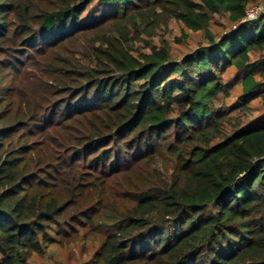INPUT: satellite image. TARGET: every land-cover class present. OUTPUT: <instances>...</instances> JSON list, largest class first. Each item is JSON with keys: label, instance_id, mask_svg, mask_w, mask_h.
<instances>
[{"label": "trees", "instance_id": "obj_1", "mask_svg": "<svg viewBox=\"0 0 264 264\" xmlns=\"http://www.w3.org/2000/svg\"><path fill=\"white\" fill-rule=\"evenodd\" d=\"M256 4L0 0V264L72 248L84 264H264V113L226 134L215 103L239 83L245 107L264 101ZM220 14L237 29L218 41ZM168 19L207 45L181 62L129 49Z\"/></svg>", "mask_w": 264, "mask_h": 264}, {"label": "rangeland", "instance_id": "obj_2", "mask_svg": "<svg viewBox=\"0 0 264 264\" xmlns=\"http://www.w3.org/2000/svg\"><path fill=\"white\" fill-rule=\"evenodd\" d=\"M263 1L256 0L257 4L255 6L260 5ZM211 19L210 28L212 33L218 36V41L228 33L237 29L227 15H215ZM206 42L207 36L204 32L191 31L183 23L175 19H168L155 30H148L146 33H142L141 37L137 40L132 38L128 47L135 55L142 56L151 54L154 48L160 49L167 46L172 59L181 62L186 56L193 54L202 46H206ZM78 51V58H82L79 47ZM252 59L254 62L260 63V61L264 60V53L253 54ZM260 73L264 75V70H260ZM233 75L234 70L229 69L224 81L226 83L229 82ZM241 95V84L239 83L235 86L231 97L220 95L215 101L217 107H226L229 110L227 113L230 122L225 127L226 134H230L236 127H244L250 124L254 119L264 113V101L262 99L252 102L249 108H247L240 100ZM174 164L175 160L169 158L161 161L157 165V168L165 177L169 178L174 169ZM89 257L90 254H81L77 248H72L68 252L51 249L43 254L34 255L28 264H84V262L88 261Z\"/></svg>", "mask_w": 264, "mask_h": 264}, {"label": "built area", "instance_id": "obj_3", "mask_svg": "<svg viewBox=\"0 0 264 264\" xmlns=\"http://www.w3.org/2000/svg\"><path fill=\"white\" fill-rule=\"evenodd\" d=\"M261 15H264V1L260 5L253 7L248 12L247 18L244 22L256 20Z\"/></svg>", "mask_w": 264, "mask_h": 264}]
</instances>
